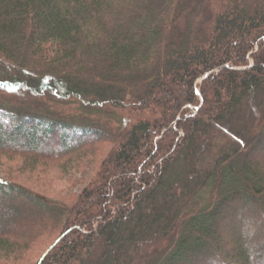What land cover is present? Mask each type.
Instances as JSON below:
<instances>
[{"label":"trees","instance_id":"trees-1","mask_svg":"<svg viewBox=\"0 0 264 264\" xmlns=\"http://www.w3.org/2000/svg\"><path fill=\"white\" fill-rule=\"evenodd\" d=\"M0 92V156L113 144L72 203L0 178V264L264 259V0H0Z\"/></svg>","mask_w":264,"mask_h":264},{"label":"rangeland","instance_id":"rangeland-1","mask_svg":"<svg viewBox=\"0 0 264 264\" xmlns=\"http://www.w3.org/2000/svg\"><path fill=\"white\" fill-rule=\"evenodd\" d=\"M5 93L0 92V96ZM64 107H68L67 111L72 109L73 104H65ZM62 110V108H61ZM112 143H106L101 145L97 153L88 155L81 159L78 163L70 162H49V163H39L31 160H24L20 157H9L0 156V178L16 183H20L34 191L42 193L53 199H61L66 202L72 203L79 195L80 191L90 182L93 175L95 174L100 160L104 154L112 147ZM252 157H259L255 153ZM25 161V163L23 162ZM29 211L34 213L33 215H38L35 213L33 208H28ZM257 210V209H256ZM255 214L256 211L254 212ZM2 216V212H0ZM9 219H12L11 217ZM238 223L233 221V224ZM264 220H258L254 224V236L263 239L264 241ZM244 228L250 226V221L243 219ZM55 226V224H54ZM247 226V227H246ZM61 232L57 225L50 228L48 232L37 238L29 249L23 254L25 257L18 260L17 264H34L39 255L53 242V240ZM221 247L229 248L230 245L221 242ZM263 246L262 244L260 245ZM258 253L264 256V248L258 249ZM258 264H264L263 258L255 259ZM252 264V263H250Z\"/></svg>","mask_w":264,"mask_h":264},{"label":"water","instance_id":"water-1","mask_svg":"<svg viewBox=\"0 0 264 264\" xmlns=\"http://www.w3.org/2000/svg\"><path fill=\"white\" fill-rule=\"evenodd\" d=\"M59 239H57L55 242H53V244L46 250L44 255H46V253H48L58 243Z\"/></svg>","mask_w":264,"mask_h":264}]
</instances>
